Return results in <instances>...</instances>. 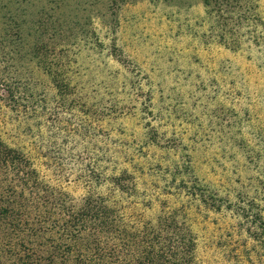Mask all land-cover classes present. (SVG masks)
<instances>
[{
    "label": "rangeland",
    "instance_id": "rangeland-1",
    "mask_svg": "<svg viewBox=\"0 0 264 264\" xmlns=\"http://www.w3.org/2000/svg\"><path fill=\"white\" fill-rule=\"evenodd\" d=\"M212 7L0 0V136L76 198L122 177L147 219L184 213L201 264H264L230 210L264 219V0Z\"/></svg>",
    "mask_w": 264,
    "mask_h": 264
},
{
    "label": "trees",
    "instance_id": "trees-1",
    "mask_svg": "<svg viewBox=\"0 0 264 264\" xmlns=\"http://www.w3.org/2000/svg\"><path fill=\"white\" fill-rule=\"evenodd\" d=\"M219 2L204 0L211 13ZM6 90L0 107L14 112L16 92ZM123 180L108 181V196L88 191L76 198L48 183L29 155L0 136V264H201L184 213L147 219L128 206ZM216 204L205 199L206 208L221 209ZM230 210L252 226L249 237L264 253V219Z\"/></svg>",
    "mask_w": 264,
    "mask_h": 264
}]
</instances>
